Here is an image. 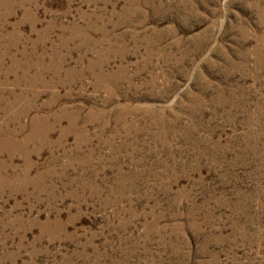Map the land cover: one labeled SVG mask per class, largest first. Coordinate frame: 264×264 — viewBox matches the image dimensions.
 I'll return each mask as SVG.
<instances>
[{
  "label": "rangeland",
  "instance_id": "1",
  "mask_svg": "<svg viewBox=\"0 0 264 264\" xmlns=\"http://www.w3.org/2000/svg\"><path fill=\"white\" fill-rule=\"evenodd\" d=\"M0 264H264V0H0Z\"/></svg>",
  "mask_w": 264,
  "mask_h": 264
}]
</instances>
